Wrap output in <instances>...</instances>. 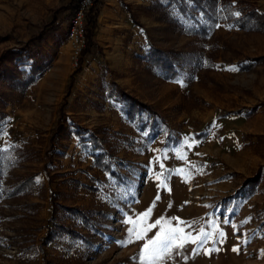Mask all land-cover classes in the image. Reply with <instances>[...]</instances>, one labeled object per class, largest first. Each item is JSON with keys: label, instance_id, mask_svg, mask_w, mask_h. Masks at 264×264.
I'll return each mask as SVG.
<instances>
[{"label": "rangeland", "instance_id": "obj_1", "mask_svg": "<svg viewBox=\"0 0 264 264\" xmlns=\"http://www.w3.org/2000/svg\"><path fill=\"white\" fill-rule=\"evenodd\" d=\"M72 1L0 0V57L22 53L58 9L71 14ZM154 1L140 0L147 11L131 19L150 49L132 55L126 82H113L125 79L108 76L109 67L84 71L103 0L87 19L94 44L78 67L66 23L0 72L1 179L9 190L36 181L33 193L0 202V264H264V32L235 24L249 6L264 12V0H234L218 24L192 2L185 13L172 0ZM154 49L169 53L176 78L157 66ZM132 100L143 107L129 117ZM78 127L88 131L83 138ZM258 175L251 192L247 181ZM53 197L90 223L54 211ZM146 212L140 223L155 226L136 239L129 230ZM50 221L79 236L57 234L45 245ZM164 221L206 235L170 252L165 245L145 262L143 247Z\"/></svg>", "mask_w": 264, "mask_h": 264}, {"label": "trees", "instance_id": "obj_2", "mask_svg": "<svg viewBox=\"0 0 264 264\" xmlns=\"http://www.w3.org/2000/svg\"><path fill=\"white\" fill-rule=\"evenodd\" d=\"M192 2L194 3L198 9L203 11L204 17L210 21L212 24H218L220 22H224L227 20V17H225V13H230L231 10L235 8V4L233 3L234 0H172V2H175L179 5L180 9L187 13L189 10V7L186 2ZM72 4V12L69 16H66L64 18L61 17V13L64 12L63 8L58 9L57 16L53 18L51 23L47 24L43 31L36 35L34 38H32L29 43L27 44L26 49H22V53H18L16 50H9L4 52V54L0 57V72L7 68V63L11 60H14L18 56L23 55H29L32 53L33 50L39 48L42 43L46 40L47 36L51 32H57L64 24L68 23V21L72 18L74 14V4L75 1L73 0L71 2ZM237 5H240V1L236 2ZM245 11V10H244ZM88 18L90 19V16L88 15ZM232 18V15L229 16V19ZM235 24L239 26L240 29H243L247 32H264V12H260L258 9L253 8L252 6H249L245 13H242V15L236 20ZM87 43L86 47L84 49L83 55L93 46V28H89V23L87 21ZM168 52H164L163 50L154 49L151 52V58L156 62L157 66L159 68H162L164 70V73L166 76H170L169 78L173 79L176 78L178 73L174 66L173 60L169 59L166 54ZM22 54V55H21ZM169 54V53H168ZM29 83H32L31 79L32 72L28 74ZM123 99H127V96L123 94ZM140 107H143L140 105L136 100H132L130 106H129V117H133L135 112L140 110ZM239 114V113H236ZM86 129L78 127L77 135L80 136V138L84 137V134H86ZM90 141L96 142V139L93 137V135H90ZM83 142H86L85 140H82ZM53 148V147H51ZM49 149L48 153L46 154V167L45 171L48 172V167L50 164H52V152L53 149ZM98 162H102V159L104 158L103 155L96 156ZM103 166V165H102ZM105 170H109L108 167L105 165L103 166ZM1 173H0V202L2 200H10L15 198L18 195H21L22 193H25L28 191L29 193H33L34 189L36 188V181L34 178H29L23 180L21 183H17L13 187V189L8 188V185H6L2 179H1ZM260 181V176H256L255 178H252L247 181L248 189L251 192H254L256 190V186L258 182ZM52 204H53V210L56 211L58 208L65 210L67 213L70 214V216H81L85 223H90V218L87 216L86 213H83L82 211L74 208L64 207L56 202L55 197L52 198ZM57 234H69L73 237H78L79 234L71 227L64 225V224H52V221L48 222L47 224V237L43 241L45 245L52 243L54 240V236Z\"/></svg>", "mask_w": 264, "mask_h": 264}, {"label": "crops", "instance_id": "obj_3", "mask_svg": "<svg viewBox=\"0 0 264 264\" xmlns=\"http://www.w3.org/2000/svg\"><path fill=\"white\" fill-rule=\"evenodd\" d=\"M153 2L150 5L151 8L156 7V1L153 0ZM139 4L140 0H103L96 29V43L87 61L83 63L86 75L92 71L98 75H104V69L109 67L112 73L108 76L120 72L125 79H116L113 82L120 84L122 81L129 80L130 68L134 65L130 61L132 55L135 54L141 59L150 49L147 47V40L142 38L141 33L144 30L140 28L141 23L138 19L131 20L137 17L140 11H147ZM140 18L143 23L144 16Z\"/></svg>", "mask_w": 264, "mask_h": 264}, {"label": "snow or ice", "instance_id": "obj_4", "mask_svg": "<svg viewBox=\"0 0 264 264\" xmlns=\"http://www.w3.org/2000/svg\"><path fill=\"white\" fill-rule=\"evenodd\" d=\"M237 15H239L237 13ZM162 167V165H161ZM149 215L148 212L143 214L140 217V221L133 223L131 220L129 223H133V227L129 230L130 235H134L136 239H143L144 235L147 233L148 230H150L151 227H154L155 225L151 226H143L140 222H142L147 216ZM227 222V221H225ZM157 224H161V221H157ZM183 223V222H181ZM163 224L165 226L161 227L160 233L155 237V239H152L148 241L142 250V260L145 262H152L154 259H159L161 255V248L165 245H167V251H171L172 247H183V244L186 241L190 242H197L204 238L206 235L205 233L201 232V234L197 237H191L190 235H185L183 228H173L171 226H167L170 224L168 221H164ZM138 225L140 226V230L138 231ZM221 236H223V233H221ZM179 242V243H178ZM235 250V249H234Z\"/></svg>", "mask_w": 264, "mask_h": 264}, {"label": "built area", "instance_id": "obj_5", "mask_svg": "<svg viewBox=\"0 0 264 264\" xmlns=\"http://www.w3.org/2000/svg\"><path fill=\"white\" fill-rule=\"evenodd\" d=\"M100 2L101 0H78L75 12L68 22V40L72 48L74 67L80 65L86 47L88 15Z\"/></svg>", "mask_w": 264, "mask_h": 264}]
</instances>
